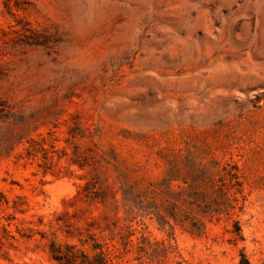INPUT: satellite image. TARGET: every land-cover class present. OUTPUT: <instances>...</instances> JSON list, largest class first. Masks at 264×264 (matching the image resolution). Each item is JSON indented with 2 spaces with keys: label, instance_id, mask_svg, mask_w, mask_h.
<instances>
[{
  "label": "rangeland",
  "instance_id": "rangeland-1",
  "mask_svg": "<svg viewBox=\"0 0 264 264\" xmlns=\"http://www.w3.org/2000/svg\"><path fill=\"white\" fill-rule=\"evenodd\" d=\"M203 167H237L229 215H144L184 214L161 184ZM92 237L114 264H264V0H0V264Z\"/></svg>",
  "mask_w": 264,
  "mask_h": 264
},
{
  "label": "trees",
  "instance_id": "trees-1",
  "mask_svg": "<svg viewBox=\"0 0 264 264\" xmlns=\"http://www.w3.org/2000/svg\"><path fill=\"white\" fill-rule=\"evenodd\" d=\"M26 152L27 154L31 153L28 148H26ZM211 162L212 167L218 164L214 159ZM173 177L172 174H168L161 184V191L168 208L170 210L185 208L184 214L180 216L179 214L176 216L173 212L163 214L160 212L158 206L154 204H150L149 208H140L144 211V215L153 214L162 229L166 227L172 229L175 224H178L191 232H195L204 227V214L190 216L186 213V208L193 207L202 213H208V219H211L214 214L224 213L225 215H229L237 207L238 197L236 193L239 192L241 185L237 167L232 170H224L223 172L220 170L211 172L208 168L203 167L191 182L183 186L178 185V189L176 190L172 189L170 185L174 179ZM87 186H89L88 183L83 188H87ZM107 193L106 189L101 188L85 192L81 197L90 198L92 202L99 201L100 203H104ZM111 193L114 197L115 193ZM122 193L123 198L126 200V190L122 189ZM170 218L173 222H171ZM142 238L144 237L142 236ZM91 239V254L76 247L75 244L58 243L54 240L49 241V249L52 257L60 264H114L113 258L119 256L121 253L120 248L114 244H112L111 248H108L95 238L92 237ZM156 254V250H153L151 257Z\"/></svg>",
  "mask_w": 264,
  "mask_h": 264
}]
</instances>
